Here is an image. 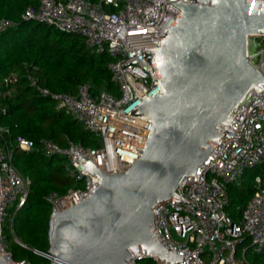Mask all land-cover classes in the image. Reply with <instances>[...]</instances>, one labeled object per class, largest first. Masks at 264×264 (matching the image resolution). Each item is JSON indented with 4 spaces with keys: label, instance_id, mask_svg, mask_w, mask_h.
<instances>
[{
    "label": "built area",
    "instance_id": "1",
    "mask_svg": "<svg viewBox=\"0 0 264 264\" xmlns=\"http://www.w3.org/2000/svg\"><path fill=\"white\" fill-rule=\"evenodd\" d=\"M193 3L194 0H39V5L22 13L26 20H36L85 38L95 53L112 57L109 70L117 93L106 89L95 95L91 84L79 85L75 94L59 93L43 86L35 73L37 66L25 65L0 79V98L12 96L23 76L29 85L44 97L55 101L58 110L77 119L99 139V145L86 148L70 141L65 147L50 138H42L39 146L33 140L18 135L8 140L11 131L0 124V252L12 264L6 230L16 242L14 222L29 199L33 180L14 164V155L38 150L47 157H64L65 169L79 186L66 194L46 196L52 205L51 219L56 213L86 199L100 185L99 176L92 174L78 157L90 159L105 174L127 171L141 156L144 146L128 141L133 138L147 142L149 135L114 124L115 120L151 131V128L117 117L122 113L149 123L151 120L131 114L144 100L142 97L163 94L154 69L143 57L142 49L159 48L166 33L182 9L171 2ZM247 2V0H245ZM15 23L0 19V30ZM252 37H259L262 46L257 54L250 53ZM247 56L264 78V33L247 36ZM258 57V61L255 58ZM230 115L221 143L213 147L196 176H185L176 191L185 199L171 197L157 204L154 211V233L164 247L176 254H186L181 262L167 263L157 255L135 254L128 264H139L152 258L158 264H249L247 251H264V89L252 85ZM262 169L254 175L255 192L235 221L228 213V187L242 186L248 169ZM188 200V201H187ZM239 247L242 256L238 257ZM51 260L53 257L49 256Z\"/></svg>",
    "mask_w": 264,
    "mask_h": 264
},
{
    "label": "water",
    "instance_id": "2",
    "mask_svg": "<svg viewBox=\"0 0 264 264\" xmlns=\"http://www.w3.org/2000/svg\"><path fill=\"white\" fill-rule=\"evenodd\" d=\"M182 9L159 48L142 49L163 88L145 95L130 113L152 123L116 116L151 131L115 120L114 124L149 135L140 158L125 172L105 174L80 155L99 187L51 219V264H128L135 254L157 255L167 263L186 254L164 247L154 233L158 203L176 193L185 176H196L233 119L232 109L264 78L247 56V36L264 33V0L171 2ZM77 120V119H76ZM186 200V199H185ZM188 201V200H187ZM0 264H12L0 252Z\"/></svg>",
    "mask_w": 264,
    "mask_h": 264
},
{
    "label": "trees",
    "instance_id": "3",
    "mask_svg": "<svg viewBox=\"0 0 264 264\" xmlns=\"http://www.w3.org/2000/svg\"><path fill=\"white\" fill-rule=\"evenodd\" d=\"M39 5V0H0V19L15 23L0 30V79L25 65L37 66L35 73L43 86L59 93L75 94L80 84L89 82L92 93L106 89L117 93L112 80L107 53H95L86 45L85 38L58 30L36 20L22 18L29 7ZM0 124L11 131L8 140L14 142L23 135L39 146L42 138H50L65 147L70 141L86 148L99 145L98 137L78 120L56 108L55 101L44 97L29 85L26 76L17 85L12 96L0 98ZM15 166L32 180L27 204L18 212L15 240L8 250L15 262L25 264H51L49 257L52 205L46 196L53 192L64 195L78 182L66 172L64 157H47L38 150L23 151L14 155ZM255 192L254 178L249 177L240 187H228L227 213L235 220L242 217V209ZM10 237L9 228L6 230ZM249 264H264V251H247ZM139 264H158L144 258Z\"/></svg>",
    "mask_w": 264,
    "mask_h": 264
},
{
    "label": "rangeland",
    "instance_id": "4",
    "mask_svg": "<svg viewBox=\"0 0 264 264\" xmlns=\"http://www.w3.org/2000/svg\"><path fill=\"white\" fill-rule=\"evenodd\" d=\"M262 46L261 38L259 37H252L251 43H250V53L251 54H257L259 52V49ZM255 61H258V57L255 58ZM262 169L259 167L248 169L244 175V181L248 180L249 177H254L255 174L260 172ZM235 187H238L237 185H234ZM14 239V236L10 232V237L8 238V243L12 242ZM251 249V248H250ZM252 250V249H251ZM242 256V247H239L238 257Z\"/></svg>",
    "mask_w": 264,
    "mask_h": 264
}]
</instances>
